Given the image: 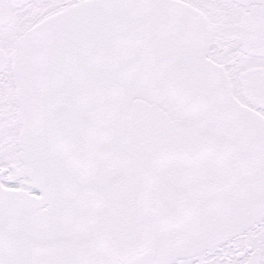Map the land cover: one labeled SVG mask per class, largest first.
I'll return each instance as SVG.
<instances>
[{
    "label": "snow or ice",
    "instance_id": "1",
    "mask_svg": "<svg viewBox=\"0 0 264 264\" xmlns=\"http://www.w3.org/2000/svg\"><path fill=\"white\" fill-rule=\"evenodd\" d=\"M0 264H264V0H0Z\"/></svg>",
    "mask_w": 264,
    "mask_h": 264
}]
</instances>
